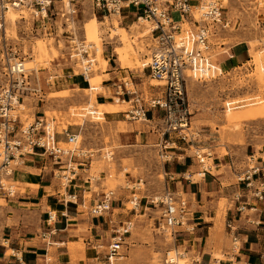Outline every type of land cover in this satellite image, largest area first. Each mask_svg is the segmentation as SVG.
<instances>
[{"label": "rangeland", "instance_id": "374dc122", "mask_svg": "<svg viewBox=\"0 0 264 264\" xmlns=\"http://www.w3.org/2000/svg\"><path fill=\"white\" fill-rule=\"evenodd\" d=\"M223 6V22L214 24L211 36V60L214 65L222 68V72L216 69L214 76L206 79L196 76L187 78V95L191 111L190 135L187 141L179 139L174 133L171 139L169 135H162L163 113L161 111L155 121L151 123L131 121L123 111L119 114L124 121L118 123V129H123L129 123L139 126L138 130L141 131L139 142L122 144L124 142L116 138L118 135L115 131L116 128L110 126L106 120L91 121L87 117L83 125L82 140L77 144H61L66 149L81 150L82 155L92 161L91 172L94 176L96 178L101 174L105 176L102 192L113 190L114 198L118 200L124 198V203L122 200L120 201V206L124 208L111 209L110 212H114L115 217L130 214L129 218L133 220L134 227L126 237V244L121 249V257L115 258L113 264H170L165 261L169 251H172L170 255L174 256L176 255L175 251L183 254L178 257L185 261L184 264H192L195 258H202L195 249L189 250L188 242L183 244V236L174 240L170 234H165L159 228V209L148 203L151 198L168 190L175 191L178 184L182 187V181L189 183L191 180L188 179L189 174L173 173L176 164L173 156L178 147L171 141L175 140L177 144L188 146L192 155L198 148L211 153V156L205 159V166L210 169L214 168L215 156L219 155L222 159L228 157L227 160H223L224 163L228 161L223 168L236 179L239 176H245L238 166L249 159L248 155L255 154L257 158L264 155V117L232 121L228 119L226 112L227 101H237L233 106L239 107H236L234 111L242 112L250 107L261 105L258 102L264 99V72L260 71V66L255 60L256 55H261L264 63V0H227L223 1ZM76 7L79 13L74 24L75 30L72 31H68L59 15H53L42 23L29 11L25 12L26 16L19 19L14 28L10 27L6 17L5 27L3 26L0 30V90L9 81V62H12L14 56L25 57V61L37 58L38 52L36 51L38 49L34 48L40 42H43L47 50L43 54L45 57L42 56L38 59L37 64L35 62L30 64L26 71L31 86L38 88L40 86L41 90L37 94L30 91L25 92L21 98L22 104L14 111V114H18L21 122L26 126L33 123L36 118L46 116L48 122L49 120L56 122L60 118L61 120L56 123V126H59L57 130H61L65 123L69 124L71 109L88 104L91 91L79 87L68 89L69 86L66 83H64L65 86L60 85V88H65L64 90L55 91L58 90L57 79L59 78L60 81L65 77L70 81L74 77L73 79L76 78L75 80L80 82V86H82V82L89 87L87 80L82 75L81 58L78 55L74 56V52L78 51L74 49L77 41L88 44L85 34V25L88 21L93 17L98 19L104 57H110L114 65L117 63L114 61L117 59L115 47L121 45L119 36L111 37L110 35L111 29L115 27V19L119 20L120 26L132 31V34H136L135 30L131 28L137 20L134 16L105 18L104 14L98 13L94 9L92 0H78ZM185 29H187L186 25H184L183 31ZM153 38L152 35L143 38L146 42L151 43L148 47L150 50L155 43ZM71 39H75L76 42ZM234 46H236L237 52L246 50L247 59H249L244 65L237 64L242 65L239 67L237 65L234 67L229 62V58H232L231 48ZM87 50L90 58L96 57L94 48L88 47ZM83 55L89 57L87 54ZM141 56V60L144 61L146 58H150L151 51L145 49L141 52ZM9 59L11 60L9 61ZM226 60L227 67L224 66ZM94 63L96 65L91 66L92 69L93 67L98 69L90 70L93 75L98 74L102 79L100 74L107 67V62L96 60ZM37 66L40 69L37 70ZM44 68L51 70L47 78L42 74ZM124 69L133 72L136 88L143 94L160 93L162 87L151 83L152 76L147 66L143 68V71L140 68ZM125 75V79L128 81L129 74L125 72ZM38 76L40 82L37 79ZM48 80H50L49 83H47ZM129 87L134 89L131 83ZM253 102L258 104L250 105ZM125 108L129 109L130 104L126 103ZM149 117H151V113H149ZM108 151L112 153L111 161L106 156ZM230 155L231 158H229ZM195 159L196 163L201 166L196 157ZM74 165L76 166V164ZM202 171L201 166L199 172ZM196 176L193 177L194 180L197 179ZM198 176L200 175L198 174ZM178 192L188 198L182 189L179 188ZM134 193L141 199V206L137 212L131 209L134 204L130 200ZM5 203V200H0L2 206ZM224 204H227V200L223 199L222 209L225 208ZM220 213L218 211L219 215ZM105 216H110L109 211ZM106 225L105 228L110 229L109 223ZM185 227L187 226L184 225L180 229ZM108 237L109 232L107 235L100 236V241H97L98 244L104 245L99 247V250L103 252V254L101 252L102 255L106 253L110 243V237ZM230 241L232 242L231 238ZM213 256L224 258L222 252H216ZM103 261L106 260L103 259ZM202 263L209 264L210 258H203Z\"/></svg>", "mask_w": 264, "mask_h": 264}, {"label": "crops", "instance_id": "0c3cea01", "mask_svg": "<svg viewBox=\"0 0 264 264\" xmlns=\"http://www.w3.org/2000/svg\"><path fill=\"white\" fill-rule=\"evenodd\" d=\"M235 47L231 48L232 58H229V62L234 67L237 64L244 65L249 60L246 50L237 52ZM105 59L107 67L100 74L103 77V90L97 93L98 102L115 101L119 93H123L121 89L124 88L125 81L128 83L127 88L131 83L134 92L143 94L136 88L132 71L121 67L117 59H114L116 65L111 62L110 57ZM224 64L227 67V60ZM125 72L129 74L130 81L125 79ZM50 73L51 70H42L45 78ZM73 78L71 81L67 77L60 81L58 78V90L55 91L64 90L65 88H60L65 86L64 83L69 86L68 89L88 88L82 82L80 86V82ZM37 79L40 82L39 76ZM49 82L50 80L47 81ZM87 83L90 87L89 80ZM143 95L150 97L155 94ZM131 96L124 91L121 98L126 102ZM150 113L151 117L146 122L151 123L155 121L159 111ZM105 120L116 128V138L123 141L122 144L140 141L139 126L129 123L123 129H118V123L124 121L119 112L106 113ZM151 126L154 128L152 124ZM57 128L56 126V138L61 144L68 142L69 135L82 134L84 129L83 125L71 123L61 130ZM175 144L178 150L174 151L173 160L176 164L173 173L189 174L188 179H191L189 183L182 181V187L178 184L175 189H182L188 196L193 212L188 221L192 230H180L178 235L183 236V244L188 242L190 251L195 249L202 258L209 257V264H215L217 257L213 254L216 252H222L224 256L219 264H264V155L258 158L255 154L248 155L249 159L238 168L246 177L251 176L249 180L240 181L224 170L223 166L228 161L224 163L223 160L228 157L222 159L219 155L215 156L214 168L201 175V166L196 163L190 148L180 143ZM69 160L70 158L62 157L60 161L45 153L42 148H37L33 153L25 155L22 163L14 168L11 180L16 186V194L1 199L6 203L3 206L0 204V264H108L103 261V252L97 248L104 245L97 241L108 232L110 237L114 225L131 220L130 214L115 217L111 210L109 217L92 214L90 208L103 198L101 188L105 176L101 174L96 178L91 172L92 161L80 155L72 158V163L77 168L76 176L70 182H64L63 171ZM195 175L196 180L193 179ZM123 199L115 198L111 209H123L120 206L121 200L124 203ZM223 199L227 200V204L222 209ZM218 211L221 212L220 215ZM49 212L55 213V219L48 221ZM228 222L235 229L230 230ZM108 223L110 229L105 228ZM234 235L240 242L238 253L231 250L230 238L232 240Z\"/></svg>", "mask_w": 264, "mask_h": 264}, {"label": "built area", "instance_id": "2783aa9c", "mask_svg": "<svg viewBox=\"0 0 264 264\" xmlns=\"http://www.w3.org/2000/svg\"><path fill=\"white\" fill-rule=\"evenodd\" d=\"M77 1L69 0L72 7L70 9L65 5L66 0H0V30L5 27L6 11L10 7L29 11L42 23L53 15H59L68 31L75 30L74 24L79 13L76 7ZM92 2L94 9L105 16L126 18L131 15L137 20L144 18L152 26L151 35L155 43L146 66L153 78L163 81L160 85L162 89L158 94L144 96L134 92L130 87L127 88L125 81L124 88L121 89L123 93H119L117 97L118 100L125 101L121 98L124 91L132 95L128 98L130 108L125 111V116L131 121L142 122L149 120L150 112L161 111L162 135H169L171 139L174 133L179 139L187 141L191 127L187 78L197 76L206 69L213 70L212 27L223 22V0H92ZM184 25L187 29L183 31ZM71 40L76 42L75 39ZM74 49L78 50L77 52L82 49L83 54L89 56L82 42H77ZM14 58L19 61L17 64L9 62V81L0 90V200L16 194V186L11 180L14 168L22 163L25 155L33 153L35 149L42 148L45 153L60 161L62 157L70 158L63 171V180L67 182L76 176L77 168L72 163V158L82 155L81 150L66 149L61 146L56 138V131L51 132L48 129V120L45 116L36 118L33 123L26 126L21 122L19 115L14 114L16 108L22 104L21 98L25 92L37 94L41 90L40 86L39 88L31 86L27 70L23 65L25 57L14 56ZM88 62V65H91L92 61ZM88 71H90L89 67L83 68L82 75L85 80H88ZM188 71L192 73L189 74ZM77 136L69 135L68 142H76ZM171 142L176 143L175 140ZM194 156L201 164L203 173L210 169L205 166V159L209 158L211 153L198 148ZM250 176H239L238 179L249 180ZM114 197L113 190L103 192V198L90 208V212L104 216L111 210ZM130 202L134 204L131 209L137 212L141 206V199L134 193ZM148 203L159 209V228L165 234H170L172 239H178L180 230L186 232L192 230L188 226L193 213L190 202L180 192L168 190L151 198ZM52 219H55V213L49 212L48 221ZM184 225L187 227L180 229ZM227 226L230 230L235 229L229 222ZM133 227V220H127L111 228L110 243L103 255L108 264H113L115 258L121 257V249L126 244V237L132 232ZM232 243L231 250L238 253L240 242L236 235L232 236ZM99 247L102 245L97 246ZM169 252L166 254V263H177L176 258L175 261L171 259ZM179 255L183 254L177 251L174 257ZM202 260L203 258H195L192 264H203ZM221 261V258H215L214 263L219 264Z\"/></svg>", "mask_w": 264, "mask_h": 264}, {"label": "bare ground", "instance_id": "6f19581e", "mask_svg": "<svg viewBox=\"0 0 264 264\" xmlns=\"http://www.w3.org/2000/svg\"><path fill=\"white\" fill-rule=\"evenodd\" d=\"M223 1H227V0H223ZM65 5L68 8L72 9L71 3L69 2V0H66ZM25 12L27 11L25 10L21 11V10H18L17 8L10 7L6 11V17H7V21L10 27L14 28V26L18 23L19 19L24 18V16H26ZM114 17L119 18L118 16H114ZM105 18H108V16H106ZM114 25L115 27L111 29L112 32L110 35L111 37L119 36V39L121 41V45L118 47H115V52L117 53V59L121 67L140 68V70L143 71V68L148 64L150 59L146 58L144 61H142L141 52H143L145 49H147L149 52L151 51L148 48L149 44L151 43H148V41L146 42L143 38L147 37L148 35H151V29H152L151 24L148 21H146L144 18H140L139 20H136L131 27L132 29L135 30L136 34H132L131 33L132 31L128 30L127 28L123 26H120L119 20L115 19ZM85 34H86V38L88 41L87 42L88 44H84L85 48L86 49H88V47L94 48L96 50V57L90 58V56L89 57L84 56L82 49H80V52H74V56L75 55L80 56L79 58H81L83 68L89 67L92 71H94V70H97L98 68L93 67L92 69L91 66L96 65L94 63L96 60H99L105 63L107 62L104 57L103 42L100 36V26L98 23V19L96 17H93L90 21L86 23ZM34 49H38V51H36L38 52L37 58H34L30 61L23 62V65L25 66L26 70L29 69L30 64L34 62L35 64H37L38 59L44 56L43 54H45L47 51L43 42L38 43V46ZM255 60L258 62V66H260V71L264 72V63L261 58V55H256ZM18 61H19L18 59L13 58L12 64H17ZM88 61H92L91 65H88L89 64ZM212 68H213L212 71L211 70L209 71L206 69L204 72H201L200 74L202 75V78L206 79L208 77H213L216 69L222 72V68L217 65H213ZM36 69L38 70L40 68H38L37 66ZM91 70L88 71L87 73L88 80L90 81V87L85 89L87 91H91L89 93L88 104H86L83 107L73 108L70 110L68 122L71 124L84 125L87 117H89L91 121H103L105 120L106 113H116V112L126 111L125 107L128 101L125 102L123 100H118L119 98H116V100L113 102H106V103H100L97 101L96 99L97 93L100 90H103V87L101 85V78L99 77V75L98 74L93 75ZM200 74H197L196 77H198V75ZM151 80H152L151 83L153 85L160 86L161 84H163V81L157 80L153 77ZM236 102L237 101H227L226 103L227 104L226 112L228 115V119L233 121V120H244V119H257V118L264 117V99L258 102L261 105L250 107L242 112L234 111L236 107H239V106H233V104H235ZM258 103L253 102L250 105L258 104ZM59 120L61 119L58 118L56 122L53 120L52 121L49 120L48 129L51 132L56 129V125H57L56 123ZM66 124L67 123H65V127H66ZM80 140H82V134H78L77 141L74 142V144H77ZM69 144H70L69 142L62 143V145H69ZM106 156L109 157L108 158L109 161L113 159L112 153L110 151H108ZM126 164H128L127 161H126ZM110 166L112 167L111 163H110ZM199 174L203 175L202 172H200ZM175 252L177 253V251ZM171 253L172 251L169 252V254ZM170 256L173 261H175V258H176L177 264H184L185 262L183 259H179V257H174V255H170Z\"/></svg>", "mask_w": 264, "mask_h": 264}]
</instances>
